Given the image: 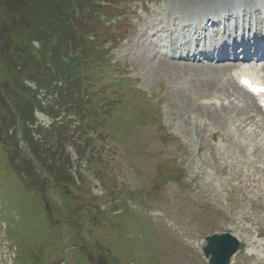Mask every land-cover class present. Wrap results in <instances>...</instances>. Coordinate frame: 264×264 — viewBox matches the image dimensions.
<instances>
[{"label":"rangeland","instance_id":"1","mask_svg":"<svg viewBox=\"0 0 264 264\" xmlns=\"http://www.w3.org/2000/svg\"><path fill=\"white\" fill-rule=\"evenodd\" d=\"M82 1L96 12L113 13L106 2L115 0ZM168 1L182 0H155L148 7L155 12L154 4ZM52 2L58 4V15L51 13L58 17L61 2ZM8 3L0 0V212L8 224L0 218V264H206L201 247L213 232L240 239L231 264H264V119L246 98L225 110L209 105L214 99L228 101V95H221L223 84L233 90L225 72L158 61L156 50L135 35L134 28L141 26L138 16L146 12L132 0L115 35L109 23L98 25L96 30L105 35L96 36V60L76 61L82 68L81 115L75 114L76 100H61L70 110L53 118L56 106L51 105L65 88L44 92L37 86L40 74L26 55L23 59L16 52L41 49L42 3L33 7L19 0L17 9ZM75 12H63L62 26L66 23L72 31H62L58 24L59 40L75 35ZM146 15L144 22L159 17L156 12ZM146 48L155 53L147 57ZM113 62L126 75L117 88L116 107L100 87L104 67ZM27 95L34 104H17ZM17 106L31 117L25 128L32 130L34 144L37 126H52L63 117L68 122L64 142L50 146L48 152L59 151L52 158L34 155L17 120L3 121L5 109L17 113ZM247 115L263 122L261 130L241 122ZM77 121L81 129L75 134ZM102 127L109 130L100 132ZM39 160L42 168L33 169ZM9 225L31 250L13 241Z\"/></svg>","mask_w":264,"mask_h":264},{"label":"trees","instance_id":"2","mask_svg":"<svg viewBox=\"0 0 264 264\" xmlns=\"http://www.w3.org/2000/svg\"><path fill=\"white\" fill-rule=\"evenodd\" d=\"M8 5L10 6L13 3V7L16 8L18 6L19 0H8ZM14 4V2H16ZM60 8L61 12L59 16L54 17L52 13H55L58 15V4H54L52 0H24V3H29L30 6H33V4H40L42 3V19L39 20L40 28H42V32L39 33L40 36H43V38L37 37L35 34V37H37V41L41 44V49L39 50H30L27 47H24L26 49H20L16 48V52L19 53L20 57H23L26 55L28 57V61L31 63L33 69H36V73L40 74V79L38 81L37 86L39 88H44L46 91H50L53 89H58L61 91L64 88V96H60V98H57L55 103H53L51 106H56V109L54 110V117L56 115L60 114L61 112H68L70 110L69 106H66L68 102H73V100H76V110L75 114L81 115L82 107L85 104V102L82 100L83 98L80 96L78 90H80L81 86L79 84V78L82 68L77 64L76 61L84 60V59H91L96 60V53L100 50V45H97L96 42V36H102L105 35V32L103 31H97L98 25H101V16L102 13L94 11L92 8L82 6L84 3L82 0H73L70 2V0H60ZM17 9V8H16ZM15 9V11H17ZM75 12V15H77V20H79L78 24L75 22L73 23V27L75 30H73V33L75 35H71L70 38L63 37L61 40H59V36L57 33V27L58 24H61L62 31H72L70 26L65 23L64 26H62V21L65 20V14L63 12ZM52 12V13H51ZM44 16V17H43ZM60 18V19H59ZM49 20L52 22L49 23ZM88 22L89 25L81 24V21ZM57 22V23H56ZM87 27V28H86ZM57 33L56 36H58L56 40V44H53L52 36ZM89 33V34H88ZM91 33V34H90ZM101 34V35H100ZM89 37V41L86 40V38ZM60 43H64V46L59 48ZM53 44V45H52ZM49 47V48H48ZM87 47V48H86ZM85 48V49H83ZM75 50H78L77 52ZM21 63H24L22 59H20ZM85 65V64H83ZM25 68V65L22 66ZM19 71V70H18ZM44 72V74H42ZM102 74V73H101ZM42 77L44 79H42ZM61 80V82H59ZM45 82V83H44ZM59 85L57 86V84ZM65 84V87H63ZM77 99H73L74 95ZM28 94V93H27ZM8 96V94H7ZM28 96V95H27ZM28 96L24 102H18L17 104L21 105V103H28L30 101L31 104L33 103V97ZM68 96V97H67ZM67 97V98H66ZM61 100H67L64 104H59ZM35 101V100H34ZM57 102V103H56ZM63 106V109L60 110L59 107ZM71 107V106H70ZM59 108V109H58ZM19 109V111H18ZM17 113L14 112V110L9 111L5 109V115L7 117H3V121H16L19 127L23 128L22 131L25 133V139L28 140L31 144L30 147L32 149V152L34 155L37 156L44 155L46 157H51L55 155V153H58L59 151L54 152H48L51 148L50 146L53 145H60V143L64 142V139L66 138V132L68 126L65 125L68 122H63L62 124H59L58 122H53L52 126L49 128H44L41 126H37L35 130V137L37 140L36 144L33 142V137H31L32 130H26V122H29V119H31L30 116H28L27 112L25 111L23 114L20 113V108L16 107ZM89 114H92V111L89 112ZM18 118V119H17ZM64 118V117H63ZM61 119V121L63 120ZM66 118V117H65ZM66 120V119H65ZM3 122V123H4ZM19 122L23 123L21 126ZM30 123V122H29ZM77 126L75 127V134L76 132L79 133V130L81 127L78 125L80 122L77 121ZM4 125H7V123H4ZM87 127V126H86ZM27 134V135H26ZM37 134V135H36ZM71 138L73 136H70ZM80 136L77 134L76 141L78 140ZM25 140V141H26ZM33 142V143H32ZM47 143V147L45 148L43 144ZM82 144V143H81ZM87 144H85L86 146ZM33 146V147H32ZM77 151L79 153L83 152V148H78ZM50 153V154H49ZM35 155V156H36ZM37 163L40 164V166H32L33 169H41L43 162L42 160L37 161ZM33 165V164H32ZM40 167V168H39ZM45 173L46 170L43 168ZM34 171V170H33ZM49 174V173H48ZM39 177V174H36V178ZM53 178L55 179V175L53 174ZM39 180V179H38Z\"/></svg>","mask_w":264,"mask_h":264},{"label":"bare ground","instance_id":"3","mask_svg":"<svg viewBox=\"0 0 264 264\" xmlns=\"http://www.w3.org/2000/svg\"><path fill=\"white\" fill-rule=\"evenodd\" d=\"M261 1H263V0H258V2H257V0H243V14L245 13V10L247 9V8H249V7H255L256 5L258 6V5H260L261 4ZM242 2H241V0H228V2L226 3V5L224 6V7H222V9L221 10H219V9H217V8H215V7H212L211 9H210V11H212V12H214L215 13V15H219V14H221V13H223L224 15H226L228 18H232L233 16H234V13H235V8H237L240 4H241ZM190 4V3H189ZM188 3L187 4H182V5H179V4H177L176 6H175V8L172 10V13L174 14V18H173V23H174V25L176 26V27H178V28H181V29H184L185 31H186V33H188V34H190V38L191 39H193L194 38V40L196 41V42H201V41H203L204 40V36L206 35V31H207V27H206V25L205 26H203V27H200V29L201 30H197V29H195L194 31L192 30V28L190 27L191 26V20H193L197 15H199L200 13H202V12H204V10L201 8V7H199V6H196V7H194V8H191L190 7V5H189ZM209 10H208V12L207 11H205V12H207L205 15H206V18L209 16V14H211V12H210ZM221 11V13H219ZM166 13H168V9H166ZM178 14H180V16H184L185 18H186V20H187V22H185V23H181L180 22V17H179V15ZM204 14V13H203ZM210 20L208 19L207 20V24H208V22H209ZM212 21V20H211ZM218 21H220L219 19L218 20H216V22L214 23L213 21L211 22V26H216V25H218L220 22H218ZM224 23V22H223ZM222 24V23H221ZM159 31H164V29H160ZM157 33V32H156ZM160 33H162V32H160ZM209 34V33H208ZM135 35H137V36H140V37H142V38H144V36H145V38H147L148 39V36L147 35H145V32H142V31H140V30H135ZM159 35V34H158ZM174 39H176V40H186V37H182V38H176V37H173ZM210 38H211V35H210ZM153 43L156 45L157 43H158V39H156L155 41H153ZM180 48H183V49H192L193 47L191 46V44H187V42H185L184 44H181L180 46H174L173 47V50H175V51H178ZM194 49H197V48H194ZM199 50V49H198ZM207 50V52H211V51H216V48L215 47H212V48H208V49H206ZM150 52H152V50H148L147 48L146 49H144V53H145V55H148L147 57H150L151 56V54L153 53H150ZM153 55V54H152ZM158 61H160L161 63H166V64H169V65H173V66H176V65H178L176 62L175 63H168V61H166L165 59H163L162 57H159V56H156L155 57ZM156 64V63H155ZM220 68H223V67H220ZM241 73H247V71L245 70V69H243V71L242 72H236V74L238 75V74H241ZM251 76H254V75H251ZM237 85V84H236ZM238 87V86H237ZM240 90H242V88H240V87H238ZM227 91V90H226ZM243 91V90H242ZM246 93V92H245ZM246 95L247 96H249V98H251L252 99V96H250L248 93H246ZM188 101V100H187ZM184 102V101H183ZM185 103V102H184ZM246 104L248 105V103L246 102ZM222 108L221 109H223L224 108V110H225V108H227V107H224V106H221ZM231 107V106H230ZM229 108V107H228ZM233 109L232 110H236V108H234V107H232ZM245 109H247V108H243V110H245ZM262 112V111H261ZM217 114V113H216ZM262 114H263V116H264V112H262ZM219 117H222L221 116V114L219 113V114H217ZM243 119L241 120V122L242 123H244V124H256V125H258V126H256V127H258L259 129L260 128H262L261 126H259V125H262V121L261 122H258L257 120V122L254 120V117H251L250 115H247V116H245V117H242ZM261 130V129H260ZM259 130V131H260ZM258 131V132H259ZM264 131V130H263ZM261 132V131H260ZM261 134V133H260ZM263 134V133H262ZM180 228V230H182L181 231V233L183 234V235H185L187 238H191V233L190 232H186V231H184L183 229H182V227H179ZM189 231V230H188Z\"/></svg>","mask_w":264,"mask_h":264},{"label":"water","instance_id":"4","mask_svg":"<svg viewBox=\"0 0 264 264\" xmlns=\"http://www.w3.org/2000/svg\"><path fill=\"white\" fill-rule=\"evenodd\" d=\"M207 245L203 248L206 256H210L209 264H229V259L238 247V239L229 233L213 234L206 237Z\"/></svg>","mask_w":264,"mask_h":264}]
</instances>
